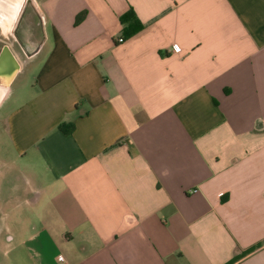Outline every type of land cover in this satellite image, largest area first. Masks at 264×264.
<instances>
[{"label": "crops", "instance_id": "crops-1", "mask_svg": "<svg viewBox=\"0 0 264 264\" xmlns=\"http://www.w3.org/2000/svg\"><path fill=\"white\" fill-rule=\"evenodd\" d=\"M32 1L0 128L8 264H264V0Z\"/></svg>", "mask_w": 264, "mask_h": 264}, {"label": "rangeland", "instance_id": "rangeland-1", "mask_svg": "<svg viewBox=\"0 0 264 264\" xmlns=\"http://www.w3.org/2000/svg\"><path fill=\"white\" fill-rule=\"evenodd\" d=\"M18 1L19 0H0V29L3 31V33L8 31V33L5 35H2L0 32V51H1V47L3 45H5V44L8 45L9 43H12V44L15 43L14 39H11V36L9 34L10 33V30H9L10 24H7V22L10 19V16L5 14V11L11 10L10 7H12ZM25 8H27L28 12H30V10H34L37 12L36 4L32 0H21V6L19 8L14 26L17 25L18 19L21 18V16H23ZM25 16L30 17V14L28 13ZM24 22H25V20L21 22V24L19 26V32L22 29ZM44 31H45V29H44ZM16 39H17L16 47H18L19 45H17V44L18 43L20 44L22 41L20 35H18ZM1 57L7 58L8 63L14 62V57H10V55L8 56V54L5 56L4 51L0 52V58ZM7 65H9V64H6V65H4L5 67L3 66V68H0V82L2 81V79L4 80V78H5V87L0 89V128L2 127L1 119L4 118L6 113H8L13 107V106L8 104V101H9V98L12 97V94H14V92H15V91L12 92V90L14 88L11 87L12 81L10 80V77H12V75H14V74L10 73V75H9V72L7 71V68L9 69V67H7ZM10 69H11V67H10ZM23 77H25V76H23ZM26 77H27V74H26ZM10 88L12 90H10ZM5 144H6L5 139L0 135V153L3 152L2 146L3 145L5 146ZM9 248L10 247H9L7 242H5L4 244H0V258H2L4 260L5 264H8V260L10 258V256L6 255L7 254L6 252H8Z\"/></svg>", "mask_w": 264, "mask_h": 264}, {"label": "flooded vegetation", "instance_id": "flooded-vegetation-1", "mask_svg": "<svg viewBox=\"0 0 264 264\" xmlns=\"http://www.w3.org/2000/svg\"><path fill=\"white\" fill-rule=\"evenodd\" d=\"M20 6H21V3H19V4L15 3L12 7H10L11 10L5 11V14L10 16V19L7 22V24H10V28H9L10 33L9 34L11 36V39H14V41H16L15 40V34H17V32L19 31V26H20V23H17V25L14 26ZM0 32L2 35H5L8 33V31L3 33V31L1 29H0ZM22 44H24V43H22ZM13 46H14V43L13 44L9 43L8 45L5 44L1 47V51H4L5 56L8 54V56L10 55V57H14L12 55V52H11V47H13ZM7 60H8L7 58H3V57L0 58V68H3L4 65L9 64Z\"/></svg>", "mask_w": 264, "mask_h": 264}, {"label": "trees", "instance_id": "trees-1", "mask_svg": "<svg viewBox=\"0 0 264 264\" xmlns=\"http://www.w3.org/2000/svg\"><path fill=\"white\" fill-rule=\"evenodd\" d=\"M134 18L135 17H134V13L132 10L128 11L126 14L122 15L120 18L121 24L124 25L122 34L125 38H131L133 36H136L143 29V26L141 25V23ZM60 128L64 133H68L70 131V130H66L63 126H60Z\"/></svg>", "mask_w": 264, "mask_h": 264}, {"label": "built area", "instance_id": "built-area-1", "mask_svg": "<svg viewBox=\"0 0 264 264\" xmlns=\"http://www.w3.org/2000/svg\"><path fill=\"white\" fill-rule=\"evenodd\" d=\"M119 43H122L123 42V38L122 37H120L118 40H117ZM58 261H62V257H58Z\"/></svg>", "mask_w": 264, "mask_h": 264}]
</instances>
